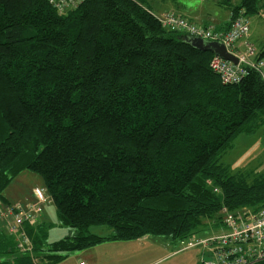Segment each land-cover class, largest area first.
<instances>
[{"label": "trees", "instance_id": "obj_1", "mask_svg": "<svg viewBox=\"0 0 264 264\" xmlns=\"http://www.w3.org/2000/svg\"><path fill=\"white\" fill-rule=\"evenodd\" d=\"M261 3H228L230 25ZM185 36L139 0H83L63 15L48 0H0V198L21 172L37 173L73 232L49 243L38 227L20 252L1 231L0 264H57L144 236L180 242L221 228L224 208L264 209V175L220 163L264 117V81L248 67L224 84L214 53Z\"/></svg>", "mask_w": 264, "mask_h": 264}, {"label": "built area", "instance_id": "obj_2", "mask_svg": "<svg viewBox=\"0 0 264 264\" xmlns=\"http://www.w3.org/2000/svg\"><path fill=\"white\" fill-rule=\"evenodd\" d=\"M61 15L78 6L83 0H48ZM162 24L172 30L186 33L190 37L223 43L228 49L242 42L246 46L245 53H235L239 61L257 70L264 81V55L258 60L256 49L248 41L250 35V18L242 10L232 18L227 31H215L201 26L190 19L172 11L161 16ZM212 70L219 75L224 84H235L247 75L241 71L240 65L220 57L211 60ZM217 191V189H215ZM47 193L44 188L38 191V201L28 205L3 204L0 202V221L6 231L16 237L17 249L28 252L32 249L24 226L33 225L40 218L43 205L47 203ZM223 227L220 233L204 238H188L180 241V251L197 247L203 248L206 255L202 264H255L264 260V209L257 212L243 210L237 213L224 208L222 210ZM83 264V263H81Z\"/></svg>", "mask_w": 264, "mask_h": 264}, {"label": "rangeland", "instance_id": "obj_3", "mask_svg": "<svg viewBox=\"0 0 264 264\" xmlns=\"http://www.w3.org/2000/svg\"><path fill=\"white\" fill-rule=\"evenodd\" d=\"M188 1L199 4L201 0ZM168 11L171 10H166L164 13ZM159 16L161 17L162 14ZM250 129L249 133L243 132L231 142V146L221 156L220 163L222 167L227 169L231 174L246 173L253 179L254 177L264 175V117L260 116L253 120L250 124ZM38 186L41 187L40 189L44 188L46 190L42 176L31 171H25L8 185L4 194L6 196L10 194L13 196H11V198H18L21 201L27 196L26 194L28 192L31 193L34 188L35 191L33 192L36 193ZM47 196V203L44 205V214L46 215L45 222L48 226L47 240L53 242L65 237L69 228L61 224L55 204L48 193ZM3 228H5V226ZM4 230L6 231V229ZM89 230L91 233L101 236H105L109 233L108 228L105 226L94 225L91 226ZM214 232V230L206 229L196 236L197 238H203L214 234ZM6 233L9 234L7 231ZM10 236L13 241L15 238V244H17L16 237L13 235ZM0 237L10 239L4 233H1ZM158 239L159 236H144L132 240L117 241L116 243L118 244L116 245L119 247V253L124 255L126 259L118 253L106 257H101V253H98L95 256L94 264H199L198 253L201 251L200 248L183 251L170 259L165 258L160 261L163 256L170 252L171 248L160 243ZM82 260L88 263L85 258ZM34 263L40 264V260L36 259ZM67 264L75 263L70 260Z\"/></svg>", "mask_w": 264, "mask_h": 264}, {"label": "crops", "instance_id": "obj_4", "mask_svg": "<svg viewBox=\"0 0 264 264\" xmlns=\"http://www.w3.org/2000/svg\"><path fill=\"white\" fill-rule=\"evenodd\" d=\"M139 1L146 8H148L153 14L157 16L163 14L164 11L166 10H171L181 16L187 17L191 21L196 22L198 25L205 26L207 28H212L216 31H227L230 28V17H231L232 10H231V7H229L228 3L238 4L240 2V0H201L199 4H194L188 0H139ZM261 5H262V8L260 9V11L254 16L250 17V35L248 39L249 42H251L254 45L257 55L264 53V0H262ZM228 50L233 54L237 52L245 53L246 46L244 45L242 41V42L237 43L234 46V48L228 49ZM24 172L25 171L21 172L19 175H21ZM40 188L41 187L38 186L37 192L39 191ZM34 189L31 191V193L28 192L26 194L27 196L24 197L23 200L21 201L18 198H11L12 195L10 194L6 196L4 194L5 193L4 191L3 198H0V202L6 205L14 204V203L28 205L31 203H35L38 201V194L37 192L36 193L33 192L35 191ZM14 199H17V200H14ZM44 205H43V213L41 217L39 218L38 222H36L33 225L27 224L24 226V230L30 239L32 247L34 243H33V238H32L33 236L31 235V230L33 229L36 230V228L41 227V226H47L45 222L46 215L44 214ZM3 224L4 223L0 221V233L1 231H5L4 230L5 228H3L4 227ZM223 229H224L223 226L219 228L218 230L211 228V230L215 231L214 234L220 233ZM71 234H73L72 230L68 229V233L66 234V236L71 235ZM194 238H197V236L195 235ZM158 241H160V243L166 246H169L171 248L170 252L167 253L165 256H163L160 259V261H162L165 258L170 259L178 255L180 252H183V251H180L181 249L180 242H176L170 237H160L159 236ZM116 242L117 241H105L93 247H90L88 249H84L81 251H75L71 253V255L67 259L57 264H67V262L70 260H72V262L75 264H81V263L94 264L95 256L98 253H101V257L102 256L106 257L111 254L118 253L120 256H123L124 259H126L124 255H121L119 253V247L116 245L118 243ZM14 243H15V238H14ZM197 248H200V247H197ZM0 249L2 251L5 250V248L3 247H1ZM200 249L201 251L198 253V260H199V264H202V260H203V257L206 255V251H204L203 248H200ZM84 258L87 260L88 263L82 260Z\"/></svg>", "mask_w": 264, "mask_h": 264}, {"label": "water", "instance_id": "obj_5", "mask_svg": "<svg viewBox=\"0 0 264 264\" xmlns=\"http://www.w3.org/2000/svg\"><path fill=\"white\" fill-rule=\"evenodd\" d=\"M188 43L201 51L213 52L215 56L230 61L235 65L239 64V59L221 42L205 41L199 38L185 36Z\"/></svg>", "mask_w": 264, "mask_h": 264}, {"label": "bare ground", "instance_id": "obj_6", "mask_svg": "<svg viewBox=\"0 0 264 264\" xmlns=\"http://www.w3.org/2000/svg\"><path fill=\"white\" fill-rule=\"evenodd\" d=\"M193 38H195V37H193ZM236 56V55H235ZM237 57V56H236ZM239 59V58H238ZM238 65H240L241 66V68H240V70L241 71H245V70H247L248 71V66L246 65V63H242V61L240 62L239 61V64ZM215 73V72H214Z\"/></svg>", "mask_w": 264, "mask_h": 264}]
</instances>
